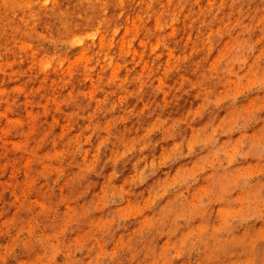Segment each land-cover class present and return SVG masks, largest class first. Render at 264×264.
Masks as SVG:
<instances>
[{"label": "rangeland", "instance_id": "obj_1", "mask_svg": "<svg viewBox=\"0 0 264 264\" xmlns=\"http://www.w3.org/2000/svg\"><path fill=\"white\" fill-rule=\"evenodd\" d=\"M52 1L0 0V264H194L183 195L263 217L264 0Z\"/></svg>", "mask_w": 264, "mask_h": 264}, {"label": "bare ground", "instance_id": "obj_2", "mask_svg": "<svg viewBox=\"0 0 264 264\" xmlns=\"http://www.w3.org/2000/svg\"><path fill=\"white\" fill-rule=\"evenodd\" d=\"M51 5L48 11L59 20L78 12L83 13L84 17L88 15L98 17L104 9L112 13L117 6V0H53ZM209 195L211 197L212 192L206 197ZM182 197L186 207L180 212L184 221V226L179 227L180 230L183 232L196 230L195 233L198 236L205 234L193 241V246L198 251L194 264H224L233 261L264 264V216L259 218L253 226L242 227L238 230L220 228L218 223L210 227L207 223L212 220V212L206 213L203 206L194 207L192 201L184 195ZM203 204L210 205L211 203L201 202L199 205ZM224 208L227 209V207ZM220 212L222 213L223 210ZM186 218L188 219L185 220ZM224 218L225 215L222 213L217 221ZM190 255L184 254L177 264H189L187 258Z\"/></svg>", "mask_w": 264, "mask_h": 264}]
</instances>
